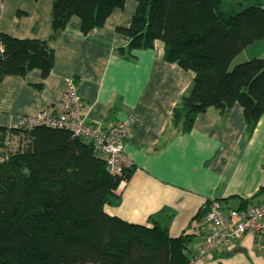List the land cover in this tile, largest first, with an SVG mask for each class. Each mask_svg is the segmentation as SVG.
Returning a JSON list of instances; mask_svg holds the SVG:
<instances>
[{"label": "trees", "instance_id": "trees-1", "mask_svg": "<svg viewBox=\"0 0 264 264\" xmlns=\"http://www.w3.org/2000/svg\"><path fill=\"white\" fill-rule=\"evenodd\" d=\"M125 1L53 0L46 39L0 31V81L32 69L47 78L55 62L53 43L73 16L88 34ZM135 1L130 24L116 28L128 39L119 54L134 57V51L162 40L164 59L195 73L172 111L171 125L189 133L198 114L213 107L226 115L240 104L252 133L264 113V58L231 66L250 44L264 40V7L225 12L224 0ZM7 133L23 136L18 149L0 161V264H192L191 236L171 237L168 218L151 219L147 226L106 212L133 166L112 176L92 145L66 129L0 126L1 142ZM262 194L264 186L252 198ZM208 205L195 219L205 216Z\"/></svg>", "mask_w": 264, "mask_h": 264}, {"label": "crops", "instance_id": "crops-1", "mask_svg": "<svg viewBox=\"0 0 264 264\" xmlns=\"http://www.w3.org/2000/svg\"><path fill=\"white\" fill-rule=\"evenodd\" d=\"M52 1L6 0L0 31L21 39H46ZM136 8L135 0H126L88 34L73 16L53 43L55 62L47 78L32 69L0 81V126L17 127L21 116L50 109L73 79L88 124L110 128L121 120L132 122L124 149L134 172L119 184L106 212L147 226L151 219L168 218L171 237L191 236L187 253L193 257L205 236L204 216H195L208 201L239 208L243 201L249 206L264 198H252L264 186V113L252 133L240 104L226 115L213 107L198 114L189 133L174 128L172 111L191 88L195 73L167 62L162 40L134 51V57L119 54L128 39L116 28L127 27ZM255 43L233 64L258 57L247 53ZM192 264H264V238L242 234L229 247Z\"/></svg>", "mask_w": 264, "mask_h": 264}, {"label": "built area", "instance_id": "built-area-1", "mask_svg": "<svg viewBox=\"0 0 264 264\" xmlns=\"http://www.w3.org/2000/svg\"><path fill=\"white\" fill-rule=\"evenodd\" d=\"M5 3L6 0H0V19ZM85 118V106L76 83L69 79L60 99L50 109L33 116H21L17 126L32 128L44 125L69 130L92 145L94 153L103 159L112 176H122L133 165L124 149L132 128L131 120H121L110 128H102L97 124H88ZM125 181L123 178L121 182ZM204 223L205 236L194 261L211 257L245 233H251L257 240L264 238V198L243 208H229L212 199L207 206Z\"/></svg>", "mask_w": 264, "mask_h": 264}, {"label": "rangeland", "instance_id": "rangeland-1", "mask_svg": "<svg viewBox=\"0 0 264 264\" xmlns=\"http://www.w3.org/2000/svg\"><path fill=\"white\" fill-rule=\"evenodd\" d=\"M254 4H260L264 7V0H224L222 9L226 12H240L245 7L249 5H254ZM249 52H255V54H260L258 55V57H261V56L263 57L264 56V40L257 41L254 44V46H252V48L248 50L247 53ZM243 55L244 54H242V56ZM236 64H239V63L232 64L231 68H233ZM22 136H23V133H20V134L7 133L6 134L3 142L0 141V161L3 160L8 153L18 149Z\"/></svg>", "mask_w": 264, "mask_h": 264}]
</instances>
